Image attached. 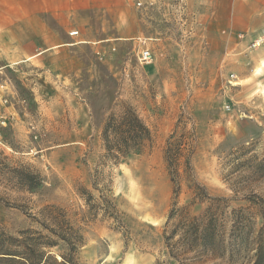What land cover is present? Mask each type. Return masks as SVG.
Segmentation results:
<instances>
[{"label":"rangeland","instance_id":"obj_1","mask_svg":"<svg viewBox=\"0 0 264 264\" xmlns=\"http://www.w3.org/2000/svg\"><path fill=\"white\" fill-rule=\"evenodd\" d=\"M125 1L129 23L101 17L59 64L0 67V151L44 178L32 193L0 183V230H40L30 215L57 206L83 236L78 264H253L264 250V43L252 47L264 37V0L255 11L253 0L236 10V0H222L254 20L232 32L227 14L208 16L211 0ZM144 48L150 63L139 58ZM126 106L152 140L116 163L103 127ZM172 231L177 259L165 239Z\"/></svg>","mask_w":264,"mask_h":264},{"label":"trees","instance_id":"obj_2","mask_svg":"<svg viewBox=\"0 0 264 264\" xmlns=\"http://www.w3.org/2000/svg\"><path fill=\"white\" fill-rule=\"evenodd\" d=\"M103 139L106 156L118 163L131 154L140 153L145 143L152 140V131L133 107L126 106L122 112H112L108 115L103 127ZM171 153L172 150L168 145L166 160L175 186L174 208L178 200L179 183L176 179L177 167L170 156ZM3 156V152L0 151V183H5L17 191L29 193L43 184L44 178L39 171L28 165L11 166ZM259 165L264 168V160ZM196 185L201 191V198L209 197L205 185L199 181ZM4 197L0 190V200ZM16 206L19 205L16 204ZM173 208L169 219L173 217ZM262 215L264 219V211ZM30 216L38 222L40 230L29 228L18 232L17 235L0 230V264H78L75 252L84 245V239L79 229L66 218L62 208L46 206L39 211L38 215ZM167 224L169 225V221ZM194 224L195 222L190 226L194 227ZM208 228L207 226L200 231L201 244L205 246H208L209 235L212 234ZM172 238L173 231L169 236L167 234L165 236L172 256L177 259L176 254H173ZM56 246L64 248L60 258L52 253V248ZM262 248L263 246L258 247V258L254 259L253 264H264Z\"/></svg>","mask_w":264,"mask_h":264},{"label":"crops","instance_id":"obj_3","mask_svg":"<svg viewBox=\"0 0 264 264\" xmlns=\"http://www.w3.org/2000/svg\"><path fill=\"white\" fill-rule=\"evenodd\" d=\"M245 2L236 0L235 10ZM129 5L125 0H0V67L38 57L46 64H59L61 57L64 60L67 51L81 42L76 39L80 32L84 38L92 37L89 34L92 24L101 17L100 23H129ZM209 5L211 18L222 19L227 14L225 22L228 25H225L231 26V32L251 25V18L230 10L226 12L222 0H211ZM126 6L127 9H120ZM254 6L255 0L252 11H255ZM120 10H123L122 16ZM74 30L78 31L77 35L70 34ZM124 30L127 34L120 38L130 39L131 34Z\"/></svg>","mask_w":264,"mask_h":264},{"label":"built area","instance_id":"obj_4","mask_svg":"<svg viewBox=\"0 0 264 264\" xmlns=\"http://www.w3.org/2000/svg\"><path fill=\"white\" fill-rule=\"evenodd\" d=\"M70 34L71 35H77L78 31L74 30ZM263 43H264V37L258 38L252 42V47L261 46V44H263ZM139 58H140L141 62L150 63L153 61V54L149 48H144L142 51H140Z\"/></svg>","mask_w":264,"mask_h":264},{"label":"bare ground","instance_id":"obj_5","mask_svg":"<svg viewBox=\"0 0 264 264\" xmlns=\"http://www.w3.org/2000/svg\"><path fill=\"white\" fill-rule=\"evenodd\" d=\"M128 264H131V263H128Z\"/></svg>","mask_w":264,"mask_h":264}]
</instances>
